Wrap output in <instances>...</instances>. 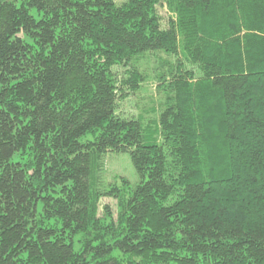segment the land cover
<instances>
[{"label":"trees","instance_id":"16d2710c","mask_svg":"<svg viewBox=\"0 0 264 264\" xmlns=\"http://www.w3.org/2000/svg\"><path fill=\"white\" fill-rule=\"evenodd\" d=\"M0 264H264V0H0Z\"/></svg>","mask_w":264,"mask_h":264},{"label":"rangeland","instance_id":"374dc122","mask_svg":"<svg viewBox=\"0 0 264 264\" xmlns=\"http://www.w3.org/2000/svg\"><path fill=\"white\" fill-rule=\"evenodd\" d=\"M116 4H121L125 0H114ZM35 14V13H34ZM158 14L162 19V24L166 27L167 19L172 14L168 12L166 4L163 2L162 6L158 7ZM158 60L153 57H146L141 62V69L147 67L148 79L141 86L134 95L126 97L118 104L117 113L123 117H138L144 114L145 111L149 113L148 116L154 117L152 109L156 112L160 108V98L158 91L156 90V83L154 81L155 70L161 68L160 62L166 61L168 58L161 54ZM173 61V59H169ZM145 66V67H144ZM189 67V66H188ZM90 140L88 136L82 139ZM102 180L106 186L115 185L117 188L124 190L128 187L133 188L140 182V178L136 174V171L132 165L129 154L125 153H113L108 152L105 155L104 170L102 172ZM123 180L127 182V185L123 183ZM104 205L110 207L111 212L116 211V200L112 198H103L100 203V214H102V208Z\"/></svg>","mask_w":264,"mask_h":264}]
</instances>
